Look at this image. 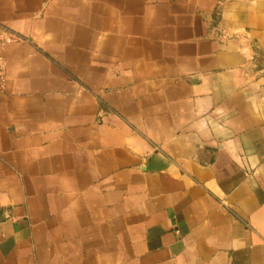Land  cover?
Segmentation results:
<instances>
[{"label": "crops", "instance_id": "1", "mask_svg": "<svg viewBox=\"0 0 264 264\" xmlns=\"http://www.w3.org/2000/svg\"><path fill=\"white\" fill-rule=\"evenodd\" d=\"M0 264H264V0H0Z\"/></svg>", "mask_w": 264, "mask_h": 264}, {"label": "built area", "instance_id": "2", "mask_svg": "<svg viewBox=\"0 0 264 264\" xmlns=\"http://www.w3.org/2000/svg\"><path fill=\"white\" fill-rule=\"evenodd\" d=\"M23 41H25L23 37L0 23V94L3 93L5 85L6 60L4 57V50L8 46L21 43Z\"/></svg>", "mask_w": 264, "mask_h": 264}]
</instances>
